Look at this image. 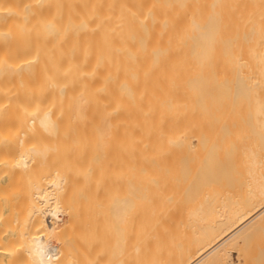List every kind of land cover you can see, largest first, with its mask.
<instances>
[{
    "label": "bare ground",
    "instance_id": "1",
    "mask_svg": "<svg viewBox=\"0 0 264 264\" xmlns=\"http://www.w3.org/2000/svg\"><path fill=\"white\" fill-rule=\"evenodd\" d=\"M224 57L264 110V0H0V264H264V147L187 135Z\"/></svg>",
    "mask_w": 264,
    "mask_h": 264
},
{
    "label": "rangeland",
    "instance_id": "2",
    "mask_svg": "<svg viewBox=\"0 0 264 264\" xmlns=\"http://www.w3.org/2000/svg\"><path fill=\"white\" fill-rule=\"evenodd\" d=\"M211 4L203 6L201 11L204 17H208L211 13ZM186 55L185 46L179 49H174L171 56L174 57L175 66L178 64L185 65L182 61ZM220 62V63H219ZM218 62L217 69L220 71V79L223 85L196 89L192 94L195 99H198L195 106L196 111L201 113V116H191L187 119L190 121V130L188 136L196 137L204 142V145H214L217 148L215 151H246L248 146L264 147V110L261 108V103L255 106L253 102L250 104L245 97V93L237 90L234 80L237 75V69L230 58L224 57ZM264 70V64L262 65ZM253 70L244 69L243 75L252 82H256ZM213 76V73L208 77ZM175 95L183 98L187 97V88L185 81H180L174 85ZM190 95V93H189ZM256 120L259 123V134L254 133L249 121ZM16 178L14 174L4 168V173L0 175V202L7 207L10 200L14 196L16 188ZM2 199V200H1ZM7 212V210H6ZM9 213V212H8ZM3 216H7L3 214ZM232 258L237 261V254L232 252Z\"/></svg>",
    "mask_w": 264,
    "mask_h": 264
}]
</instances>
